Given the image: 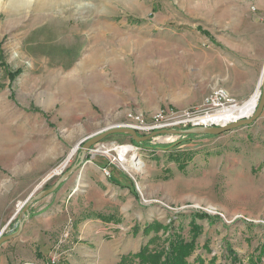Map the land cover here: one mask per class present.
I'll list each match as a JSON object with an SVG mask.
<instances>
[{
	"label": "rangeland",
	"instance_id": "rangeland-1",
	"mask_svg": "<svg viewBox=\"0 0 264 264\" xmlns=\"http://www.w3.org/2000/svg\"><path fill=\"white\" fill-rule=\"evenodd\" d=\"M207 46L215 55L208 63ZM263 46L264 0H0V234L16 231L21 203L74 163L82 138L125 124L127 113L144 123L159 110L199 115L238 64L257 67L250 93L223 107L260 92ZM132 141L111 134L87 155L95 160V230L107 223L114 233L95 232V264L137 252L153 235L142 233L145 223L175 231L183 223L187 237L195 213L206 218L197 220L191 264H234L231 251L243 264H264V111L218 135ZM118 144L136 148L140 170L117 159ZM80 215L51 234L46 255L9 264H64Z\"/></svg>",
	"mask_w": 264,
	"mask_h": 264
},
{
	"label": "crops",
	"instance_id": "crops-1",
	"mask_svg": "<svg viewBox=\"0 0 264 264\" xmlns=\"http://www.w3.org/2000/svg\"><path fill=\"white\" fill-rule=\"evenodd\" d=\"M207 48L203 56L206 63L215 56L212 47ZM262 55L264 57V46L260 50L257 49V63ZM256 70V66L245 64L231 67L224 77L222 88L235 100L246 98L250 93ZM98 121L99 113H95V123ZM87 157L77 171L63 181L54 192L35 201L29 207V217L24 222L20 234L0 245V264L17 262L18 260L13 261L16 257L32 259L46 255L51 247V234L63 225L70 214L76 216L84 212L91 215L85 218L84 213L74 222L78 240L64 264H95V249H99L101 243L99 241L95 248V232L98 237L101 233H114L107 223L103 229L95 230V160L91 156ZM14 245L18 247V254L13 250ZM129 250L131 249L126 248V251Z\"/></svg>",
	"mask_w": 264,
	"mask_h": 264
},
{
	"label": "water",
	"instance_id": "water-1",
	"mask_svg": "<svg viewBox=\"0 0 264 264\" xmlns=\"http://www.w3.org/2000/svg\"><path fill=\"white\" fill-rule=\"evenodd\" d=\"M258 88L260 89L258 101L256 103L255 109L250 116H242L236 120L221 125L211 124V125H195L186 128H161L151 131L149 134L139 135L138 132L125 125H110L104 127L84 138L81 139L79 143L82 142L79 153L77 154L76 160L70 167L64 171L49 187L43 188L36 193H31L23 202L20 207V213L18 216V227L16 231L9 234H0V245L4 242L17 237L23 227L24 222L29 217V207L37 200L54 192L69 176H71L77 169L83 164L85 157L92 151V147L98 142L106 138L111 134H126L135 143H141L147 141L157 135L171 134V135H189V134H209L218 135L223 132L236 129L241 126H248L257 120L264 109V68L262 70Z\"/></svg>",
	"mask_w": 264,
	"mask_h": 264
},
{
	"label": "trees",
	"instance_id": "trees-1",
	"mask_svg": "<svg viewBox=\"0 0 264 264\" xmlns=\"http://www.w3.org/2000/svg\"><path fill=\"white\" fill-rule=\"evenodd\" d=\"M132 143L134 146H140V143L133 141ZM204 218L206 216L199 213H195L189 218L187 237L180 234L184 228L183 223L177 225L176 231L172 225L167 226L158 221L145 223L142 233L149 235L152 232L153 235L147 242L140 245L137 252L121 254L116 264H191L188 258L196 249L197 239L202 232V226L197 223V220ZM160 230H162V234H159ZM134 231H138V226ZM229 254L234 264H243L238 261L235 253L231 251ZM197 261L203 262L200 256L195 257L194 263ZM248 261L252 262V259L249 258Z\"/></svg>",
	"mask_w": 264,
	"mask_h": 264
},
{
	"label": "built area",
	"instance_id": "built-area-1",
	"mask_svg": "<svg viewBox=\"0 0 264 264\" xmlns=\"http://www.w3.org/2000/svg\"><path fill=\"white\" fill-rule=\"evenodd\" d=\"M227 91L223 88H217L212 90L207 96L203 98L200 109L196 110L199 115L193 114L191 111H165L159 110L153 113L151 120L147 123L142 121L141 113L129 112L127 113L128 122L125 126L131 127L136 131H153L161 128H171V127H190L195 125H206L205 123L200 122V117L212 114L217 111L215 108L223 107L227 103L233 101ZM105 174H109V171L106 168H103Z\"/></svg>",
	"mask_w": 264,
	"mask_h": 264
},
{
	"label": "bare ground",
	"instance_id": "bare-ground-1",
	"mask_svg": "<svg viewBox=\"0 0 264 264\" xmlns=\"http://www.w3.org/2000/svg\"><path fill=\"white\" fill-rule=\"evenodd\" d=\"M89 59L90 57L88 59H85V61L82 62V64L87 65L90 64V62L92 63L93 60L91 61V59L90 60ZM258 96H259V91L256 90L248 99H246L240 104L223 107L213 112L212 114L201 116L200 122L205 124L221 125L236 120L242 116H250L255 109ZM113 149L118 153L117 159L123 164L125 168L131 170H140L142 168L143 163L142 161L137 159L138 153L133 145L118 144L115 145ZM126 155H128L129 157L128 159L126 158Z\"/></svg>",
	"mask_w": 264,
	"mask_h": 264
}]
</instances>
